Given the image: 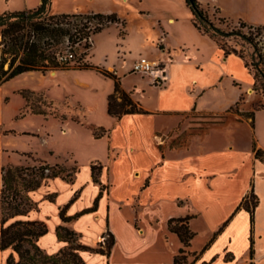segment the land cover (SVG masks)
<instances>
[{
  "label": "crops",
  "instance_id": "0c3cea01",
  "mask_svg": "<svg viewBox=\"0 0 264 264\" xmlns=\"http://www.w3.org/2000/svg\"><path fill=\"white\" fill-rule=\"evenodd\" d=\"M40 3L41 0L38 1L37 5ZM35 5L26 0L25 8H33L36 7ZM52 12L90 13L97 11L78 8L66 12L53 9ZM189 12L190 17L187 18V25L181 23L180 19L169 17V21L171 20L173 24H177L183 34V39L177 47H172L168 43L169 33L165 27L161 28L162 33H165V36L161 38L165 47L154 45L155 57L164 58L167 55V65L165 66L166 85L159 86L161 89L167 87V81L171 77L170 69L177 60L181 63L195 61V64L198 65L197 67H202L205 60L209 57L208 53L213 51L216 59L223 66L229 65L233 60L243 64L238 56L230 55L227 58L224 57L223 51L218 44L195 27L192 22L190 9ZM169 48L171 51H169ZM89 63L94 64L91 61ZM107 69L120 74V70L116 67L109 66ZM244 69L247 71L245 67ZM249 75V90H252L253 79L251 74ZM64 76L71 77L75 86L81 90L101 91L98 95H103L105 99L102 111L104 118H97L96 106L90 100L84 98L86 92H83L85 94L82 96H78L72 89L70 90L68 85L67 87L65 86L68 81L64 79ZM25 78L28 79L25 80ZM122 87L131 93L134 100L140 103L143 102L141 98L134 96L135 90H127L123 83ZM114 88L115 82L113 79L104 76L96 69L80 68L55 70L50 74L40 70L27 71L2 82L0 84V92H3V94H0V190L2 187V167L10 163L20 165L27 162L26 159H28L30 153L36 155L39 160L44 159L43 162L51 165L57 164L60 157L70 158L74 166L77 167L73 179L80 171L78 164L80 156L75 148L68 147L64 152H59L55 148L48 146L41 152L35 147L22 146L19 140L33 141L39 137L47 138L50 132L45 130L42 134H39L29 128H18V120H28L33 116H40L44 121L55 120L59 123L61 132H66L69 128L75 126L86 131V137L90 139L92 144L98 146L100 140L110 138L113 128L109 127L112 125L111 123L114 124L117 121L129 118L143 125L147 130L149 129V134L153 137L161 159L157 162L149 163L142 176L144 180L141 182L140 192L138 195L135 194L133 196V200H129L130 198L128 197H116L114 195L115 192L111 189L108 178L109 165L111 164L109 158L113 156L112 158L116 159L115 153L111 154L110 152L111 146L108 145L103 152V154L107 155V159L102 157L103 161H101L97 159V154L93 155L96 158L92 157L89 167L95 191L90 202L83 204L82 191L84 187H82L58 207L59 220L55 225L56 252L64 247L63 242L58 239L56 234L57 227L63 225L70 230L82 233L83 237L92 235V240L85 243L91 246H98V243L103 240L102 235L104 233H112L114 235V244L109 255L89 252L82 254L87 264H90V261L94 258L93 256H98L99 259L94 261L97 264H172L182 248L185 249L184 254L187 256V264H264V159L258 158L254 150L255 147L264 151V109L256 112L254 124H251V119L242 120L247 121L251 127V136L247 153L240 159L235 161L233 158L224 157L213 149H207L202 153V157L198 161L187 162L177 157L173 158L171 154L176 150H189V147L169 146L164 150L162 144L156 142L157 133L162 131L154 126L156 122L154 118L158 115H180L193 110L222 113L229 110L231 106L222 112L199 110L198 98L204 95L206 91L200 87L192 90L195 93L194 97L188 95L182 100L184 104L180 101L176 104H161L158 108H152L147 105L143 106L141 103L142 107L149 111L148 114H125L118 119L111 116L108 112V97L114 91ZM22 90H28L34 95L43 96L44 101H47L52 107L55 105L57 115L30 112L29 102L21 93ZM59 91H62L63 94L60 98H57L55 95ZM92 95L93 98L98 97L95 93ZM62 98L68 104L67 107L71 108L62 109L60 107ZM43 107L45 108L46 106L43 104ZM111 119L114 121L111 122ZM177 121L178 119H176V123ZM94 127H103L109 132L101 138H96L93 135ZM134 136H137V134ZM225 148L233 149V146L229 145ZM133 151L135 152V149ZM93 163L101 165L99 167L98 182L93 180L91 169ZM104 168L107 172L102 174ZM134 175L139 176L140 172H134ZM173 177H183V179L188 177L192 183L196 184L197 193L202 192L203 197L205 196L207 199L192 201L187 195L180 194L174 195V197L159 195L152 203L148 205L142 204L144 199H141V196L148 193L157 184L158 179V187L171 189L173 187ZM218 177L224 178L218 179ZM57 178L67 180L62 177ZM198 179L201 183H197ZM35 191L31 193V196ZM100 193L101 197L95 211L70 221L62 220L60 212L63 208H65V216H73L93 206L95 199ZM251 193H254L258 200L257 205L253 209V224L251 223V213L244 208H238L242 200ZM51 194L55 195L54 200L47 199L50 202H55L57 193ZM39 211L40 208L37 211H32L29 218L44 221L48 226L49 232L50 224L39 217ZM187 216L190 217L189 228L194 235L190 240V244L185 246L179 235L170 230L169 219ZM117 221L126 236L124 243L120 239V233L115 224ZM225 222L227 224L220 231ZM80 223L85 224L84 229L76 227ZM240 240L241 242H239ZM251 240H253V243ZM239 243L240 248L238 247ZM251 248L253 253H251Z\"/></svg>",
  "mask_w": 264,
  "mask_h": 264
},
{
  "label": "rangeland",
  "instance_id": "374dc122",
  "mask_svg": "<svg viewBox=\"0 0 264 264\" xmlns=\"http://www.w3.org/2000/svg\"><path fill=\"white\" fill-rule=\"evenodd\" d=\"M29 1L31 4L38 6L39 0ZM199 1L207 9L212 21L224 29L230 30L238 26L240 20L254 25L264 24V0ZM25 7L26 0H0V14L8 11H20L25 9ZM78 8L102 13H116L121 21L125 22L112 23L94 34L92 36L93 43H91L88 50H84V48L78 49V60L84 61L83 63L91 61L97 64L96 66H102L106 69L109 66L118 68L120 74L117 75L120 77L121 83H123L127 90H135L134 96L143 100L141 102L143 106L147 105L152 108H158L161 104H176L188 95L194 97L195 93L192 90L200 87L206 91L204 95L198 98L199 110L222 112L230 106V109L232 107L235 108V102L238 101L241 93L244 94V98L238 103L240 111L251 110L255 102L264 101V96L255 94L253 90H249L250 75L244 69L242 63L239 64L238 61L233 60L229 65L223 66L216 59L215 52L213 51L208 53L209 57L205 60L202 67H197L198 65L195 64V61L181 63L177 60L170 69L171 77L167 81V87L163 89L159 88V86L166 85L162 80H158L157 82L153 76L133 71L134 62L141 57L150 60L157 59L163 66L167 65V55L164 58L155 57L154 45H161L162 48L165 47L161 39L165 36V33L161 31L162 27H165L169 33L167 39L170 46L177 47L179 42L182 41L183 34L181 30L177 24H173L171 20L169 21V17L172 16L180 19L181 23L187 25V18L190 17V12L184 0H52L51 11L55 9L66 12ZM222 18H224L223 22H221ZM95 24V22L92 23V25ZM159 36L161 37L159 38ZM1 39L0 35V41ZM65 45L66 41L59 43L55 48L64 50ZM1 49L2 45H0V58ZM169 51H171L170 48ZM7 68L8 63L5 66V69ZM72 68L78 69L79 66L72 63L70 68L58 70ZM52 71L55 70L46 72L50 74ZM64 77L68 81L65 86L67 87L68 85L70 90L72 89L78 96H82L85 94L83 92H86L84 98L90 100L96 106L97 118H104L102 111L105 99L103 95H98L101 91L81 90L75 86L71 77ZM27 79L25 78V80ZM234 83L239 85L236 86ZM94 93L98 95L97 98L92 97ZM0 94H3V92H0ZM62 94L63 92L59 91L55 96L60 98ZM63 99L60 107L62 109L71 108L67 107L68 104ZM33 100H36L32 102L39 107H43L45 103L47 107H43L42 109L47 111L50 109V111L56 112L55 105L52 107L51 104L43 100V96L35 95ZM182 103L184 104L183 101ZM230 109L222 113L193 110L175 116L158 115L154 118V121H156L154 126L162 132L157 133L155 140L157 143L162 144L164 150L171 145L173 147H189V150H176L171 154V157H177L183 161H198L202 157V153L207 149H213L224 157L233 158L237 161L247 153V148H249L250 144L251 127L247 121L239 120L240 115ZM219 116H222V119ZM176 119H178L177 123ZM113 121L111 119V122ZM216 121L222 122L218 123ZM175 123L176 125H174ZM111 124L109 127L113 128L110 138L100 140L98 146H96L86 137V131L75 126L69 128L66 132H61L57 121L50 119L44 121L40 116H33L28 120L17 121L18 128H29L39 134H42L45 130L50 132L47 138L39 137L33 141L26 139L19 140L22 146L35 147L41 152L48 146L55 148L59 152H64L66 148L70 147L75 148L80 156L78 163L80 171L72 182L61 178L50 179L38 188L32 196L31 193L33 191L30 192L32 199L39 205V217L45 219L50 224L49 232L40 238L38 242L47 254H55L57 249L55 225L59 220L58 207L76 190L82 187H84L82 191L83 204L89 203L93 196L95 187L91 181L89 167L93 159L92 157H95L93 155L97 154V159L103 161L102 157L107 159V155L103 154L104 149H107L108 145L111 146L110 152L111 154L115 153L116 159L114 160L113 156L109 158L111 160V164L109 165V183L116 197H128L130 198L129 200H133V196L135 194L138 195L140 192V185L144 180L142 176L149 163L157 162L161 159L153 137L149 134V129L147 130L146 127L129 118ZM136 134L137 136H134ZM229 145L233 146V149L225 148ZM133 149H135V152ZM40 160L36 155L30 153L28 159H26L27 162L20 165L29 167L39 166L44 163V159ZM57 163L66 167L67 172L75 167L73 161L67 157H60ZM27 172H24V176L30 177ZM106 172L104 168L102 174ZM134 172H140V175L135 176ZM223 178L218 177V179ZM197 181V183H201L199 179ZM158 183L159 179L157 180V184L148 193L141 196V199H144L142 204L148 205L152 203L159 195H168L169 197L180 194L187 195L192 201L207 199L205 196L203 197L202 192L197 193L196 184L192 183L188 177L185 179L183 177H173V187L171 189H162L157 186ZM48 192L49 194H47ZM54 192L57 193L56 201L50 202L47 198ZM12 220H9L8 223ZM115 224L119 230L120 239L124 243L126 236L123 228L118 221ZM76 227L84 229L85 224L80 223ZM75 233L71 236L72 242H68L67 240L62 241L63 246H70L71 243L75 245L77 242L87 243L92 240V235H89L90 237L88 235L83 237L82 233ZM238 247L240 248V243ZM11 255L17 259V254L11 248L0 250V264H7V260ZM93 257L90 264H97L94 261H96L95 259H99L98 256Z\"/></svg>",
  "mask_w": 264,
  "mask_h": 264
},
{
  "label": "trees",
  "instance_id": "16d2710c",
  "mask_svg": "<svg viewBox=\"0 0 264 264\" xmlns=\"http://www.w3.org/2000/svg\"><path fill=\"white\" fill-rule=\"evenodd\" d=\"M185 2L192 13V22L195 27L218 44L224 57L238 56L252 76V90L255 94L264 96V24H248L240 20L238 26L227 30L212 21L201 1L185 0ZM51 5L52 0H41V3L36 7L0 14V35L2 37L0 41V45H2L0 84L23 72L66 69L70 68L73 63L77 64L80 69H96L114 80V91L108 97V112L111 116L120 119L125 114H148L149 111L145 110L141 103L134 100L131 93L122 87L121 79L115 72L91 63H83L84 61L75 60L74 62L61 63L57 59L59 50L55 47L59 43L65 42L67 39L72 43L82 41L85 37L100 32L112 23L124 21H121L116 13H53ZM223 21L224 18L221 19V22ZM93 22L96 24L92 25ZM7 63L8 68L5 69ZM235 85L239 84L235 83ZM21 93L29 102L30 112L57 115L50 109L47 111L42 109L43 107L35 105L32 102L36 101L33 100L35 95L31 91L22 90ZM243 98L244 94L242 93L236 102V107H232L230 110L240 115L239 120L251 119L254 124L256 112L264 109V101L255 102L251 110L240 111L238 103ZM44 105L46 104L44 103ZM219 117L222 119V116ZM108 132L103 127L93 128V135L96 138H101ZM171 147L173 146L171 145ZM254 150L258 158L264 159L263 150L255 147ZM99 167H101L99 163L91 165L95 182H98ZM26 171L30 177L24 176ZM48 171L49 173H47ZM76 171V166L67 172L66 167L59 163L51 165L46 162L33 167L11 163L2 167L0 250L11 248L17 254V259L11 255L7 264H86L82 252L110 254L114 244L112 233H107L108 237L104 233L103 240L98 243V246L73 240L77 242L75 245L71 243L70 246H64L55 254H47L38 244L40 238L47 234L48 226L44 221L29 218L32 211L39 210L38 203L32 199L30 192L40 188L46 181L57 177L72 181ZM54 197V194H50L48 199L53 201ZM100 197L101 193L95 199L93 206L73 216H65V208H63L60 212L62 220L70 221L95 211ZM257 203V196L251 193L242 200L238 207L251 213L252 224L254 221L253 209ZM11 219L13 220L8 223ZM189 219V216L169 219L170 230L179 235L185 246L190 244L194 235L189 228ZM226 224L227 222L220 228V231ZM56 234L59 240L72 242L71 236L76 233L59 225ZM251 241L253 243V240ZM184 252L185 249L182 248L172 264H187V256ZM251 253H253L252 248Z\"/></svg>",
  "mask_w": 264,
  "mask_h": 264
},
{
  "label": "built area",
  "instance_id": "2783aa9c",
  "mask_svg": "<svg viewBox=\"0 0 264 264\" xmlns=\"http://www.w3.org/2000/svg\"><path fill=\"white\" fill-rule=\"evenodd\" d=\"M92 36L93 35L85 37L82 41L76 43H72L67 39L65 49L57 52L58 61L65 63L67 61L74 62L78 60V49L84 48V50H88L91 43H93ZM86 43H88V46H86ZM133 71L143 75L153 76L154 80H157V82L158 80H162L163 82L166 80L165 66H163L159 60H150L141 57L134 62Z\"/></svg>",
  "mask_w": 264,
  "mask_h": 264
}]
</instances>
